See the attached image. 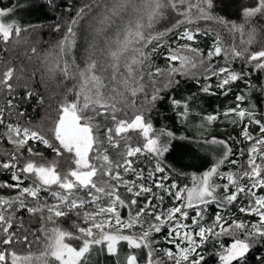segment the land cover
<instances>
[{"label": "snow or ice", "instance_id": "6c2138e0", "mask_svg": "<svg viewBox=\"0 0 264 264\" xmlns=\"http://www.w3.org/2000/svg\"><path fill=\"white\" fill-rule=\"evenodd\" d=\"M99 9V11H97ZM212 0H92L90 4L81 7L76 17L69 25L67 33L59 44L57 51L52 54V62L48 66V72L52 78L63 76L65 81L75 80L72 87L67 89L63 100L54 109L50 117V127L47 133L30 127H21L19 123H7L3 136L13 145L9 159L0 161V168L11 170V179L14 183L3 186L14 188L17 194L5 198L0 196V243L11 245L16 239V234L10 232L15 223L14 217L19 209H25L29 214L40 213L42 221L37 241L43 239L42 250L27 254H18L14 249L5 248L0 251V264H92L91 255L95 246H107L110 255L119 256L117 245L120 241L127 242L129 249H148L146 264H164V261L154 258V241L152 233H159L161 228L168 226L169 232L166 240L173 248H165L163 252L171 264H205L206 255L201 249L209 239L220 235L235 236L236 232L243 235V239L234 238L231 245H220L219 251L214 255L218 258V264H233V261L243 260L246 253L256 240L264 239V195H257L254 189L264 188V121L256 118L255 106L242 107L245 101L244 94H238L235 108L225 109V117L235 116L239 121L247 118L248 123L243 124L242 135L250 142L247 150V167L238 172H221L220 167L231 156L232 149L226 141L213 137L206 143L220 144L224 147L223 156L218 158L212 166L200 175L192 176L191 186L180 187L175 181L166 185L170 179L166 173V166L162 158L169 152V143L164 136L172 137L171 132H162L160 135L153 133V126L144 116V108L137 107L138 93H144L142 104L153 103L158 98L159 88L155 76L163 75L161 69L148 72L150 83L153 86L151 99L145 91L144 66L148 62L147 47L166 33L159 32L156 35V25L171 20V14L175 13L181 19H177L171 28L166 31L184 27L180 33V39L194 41L198 34L207 35L212 29H192L191 25L196 21H215L224 25L230 33L239 34V46L233 43L230 47H222L219 34L213 46L209 49L207 60L208 67L204 68L205 79L210 77L207 73L218 78L217 87L225 89L232 82L244 79L245 84L251 87L245 79L250 73H238L232 70L227 63L230 60L244 57L248 64L254 65V71H264V47L258 51H250V47L259 42L258 37L264 32V26L253 23L254 18L264 17V0H257L254 7L242 9L243 22L226 21L222 17L214 16ZM12 9H0V42L5 45L15 37L20 38L22 28L16 21L6 22L3 18ZM95 12V15L93 13ZM91 16L89 22L91 40L84 49L83 67L77 62V32L75 26L81 20ZM36 51L35 48L32 49ZM223 54L225 66L214 68L210 61L213 56ZM169 67L167 70L168 84L174 81L175 74L188 75L194 69L203 67L205 60L199 48L189 43L171 49L168 56ZM173 62H178V65ZM15 69L8 67L0 73V92L11 93L13 86L10 81ZM211 85L202 88L209 92ZM230 90V89H229ZM264 90V89H262ZM227 94V92H225ZM30 98L33 93L29 92ZM43 103V99L40 100ZM179 101H173L179 105ZM122 106V107H121ZM16 106L10 98L7 101L9 115ZM187 115L188 105L185 102ZM128 109L134 110V115L128 118ZM5 108H0V125L5 123ZM123 113L125 118H118V113ZM20 116L25 113L20 112ZM219 114H210L205 117L209 123L218 119ZM110 117L112 126L107 127L104 133L107 143L119 149L123 144V163L113 162L107 154H101L99 149L103 147V141L96 134L101 125L96 123V118ZM237 119L232 120L236 123ZM255 124L259 127V133L253 135L248 131L249 126ZM139 132L144 143L133 146L126 142L127 133ZM37 142L52 149L55 153L53 160L48 161L42 153L36 152L29 142ZM187 148V146H185ZM27 149L25 157L23 150ZM176 146H172L175 151ZM191 151V149H187ZM95 151L96 155L90 156ZM149 153L156 160L155 166L148 172V178L152 180L157 189L174 195L178 203L164 211H156L157 205L152 203L153 198L163 200L157 193H152V188L144 183L127 181L121 175V169L125 174L132 172L137 180L145 179L143 171L137 172L133 168L132 157L143 153ZM65 154H68L65 156ZM64 157L69 165L68 170H59V158ZM24 163L20 166V161ZM233 165L237 164L232 160ZM74 165V166H73ZM159 179H156V175ZM25 178H33V182L22 187ZM96 177H107L98 182ZM226 179L227 183L221 185L215 183L214 178ZM242 178H247L250 185L240 183ZM123 184L129 193L134 194L130 205H126L121 199L118 188ZM53 186H56L53 190ZM223 187L225 195L218 198L217 190ZM235 188V191H230ZM84 190L87 199L77 193ZM47 192L54 200L48 204L41 199V193ZM249 196V204L242 207L241 212L254 214L259 219L256 223L246 224L243 221L233 219L231 224L225 226L224 217L217 213L212 225L201 224L203 209L209 203L216 202L218 207L231 204L237 199L239 193ZM145 193H152L143 207L130 215L127 222L122 221L117 206L136 205L135 197ZM34 202V206L29 199ZM91 206V207H89ZM189 208L196 209V215L192 217V225L182 223L188 218ZM47 212V216L43 215ZM75 213L83 218L87 225L81 226L73 223V228L79 235H75L59 224V218ZM154 217L147 228H144L142 217L146 214ZM113 220L115 223L113 224ZM141 226L139 233L124 234L125 229H132L135 225ZM51 225V226H50ZM217 228L219 229L217 231ZM199 238V239H197ZM27 242V237H24ZM70 240L81 241L78 247H74ZM118 264H138V257L129 252Z\"/></svg>", "mask_w": 264, "mask_h": 264}, {"label": "trees", "instance_id": "16d2710c", "mask_svg": "<svg viewBox=\"0 0 264 264\" xmlns=\"http://www.w3.org/2000/svg\"><path fill=\"white\" fill-rule=\"evenodd\" d=\"M19 1L0 0V9L13 10ZM24 1L29 2V6L22 16H18L14 20H10L8 15L3 18L6 22L16 21L22 28H26L27 31H22L19 39L13 37L6 45L0 42V73L8 67L15 69L13 78L10 81L13 91L11 93L7 91L0 92V108L6 109L4 112L5 123L0 125V161L9 159L8 154L13 151V145L3 136L7 123H19L21 127H30L47 133L50 127L49 118L53 116L54 109L63 100L67 89L75 83V80L65 81L61 75H57L55 78L50 76L48 66L52 62V54L57 51V45L64 39L68 27L76 17L78 10L92 2V0ZM256 3L257 0H212L211 11L214 16L239 24L243 22L242 9L244 7H254ZM93 15H95V12ZM177 19H181V17L172 13L170 21L166 17L165 21L155 26L156 31L152 33L153 35L159 32H165L166 34L153 41L146 49L148 62L144 66V84L150 100L153 86L147 73L155 72L157 68L161 69L163 75L152 78L157 81V87L159 88L158 98L153 103L142 104L145 99L144 93H138L136 106L144 108L145 119L151 122L153 133L160 135L162 132H171L173 134L172 137H163L165 142L169 143V152L165 153L162 158L163 164L166 166V173L170 176V179L165 181V184L168 185L169 182L175 181L179 186H182L183 184H190L193 175H200L203 171L209 169L218 158L223 156V145L206 143L213 137L226 141L232 149L231 156L220 167L221 172H238L241 168L247 167V150L250 142L244 138L242 132L243 124H247L248 120L245 118L241 122L235 116L225 117L223 113L225 109L235 108L238 103H241L236 101V96L244 94L246 99L241 103V106L245 108L255 106L256 118L264 121V90H262L264 89V71H254V65L248 64L244 57L230 60L227 63L235 72L250 73L245 79L249 81L251 87L245 84L244 79L232 82L225 89L217 87L218 79H216V76L211 75V72L207 73L210 78L205 79L204 68H207L209 64L207 60L208 51L212 48L217 33L222 41L221 46L225 48L230 47L233 43L239 46V34H235L234 39L233 34L224 25L215 21L199 20L191 25L192 29L199 27L201 29H212V31L207 35L202 32L197 35L194 41L189 42L179 38L184 27H188V25L172 31H166L172 27V24ZM91 20V16L81 20L74 29L77 32V62L81 67H83L84 49L87 47V42L91 40V29L87 27ZM253 23L264 26V17L254 18ZM258 39L259 42L252 45L250 51H258L261 47H264V32H261ZM185 43H189L201 50L205 60L204 66L194 69L188 75L175 74L172 77L174 82L165 86L168 84L169 79L167 75L169 60L166 57L171 49L178 48ZM33 48L36 49L35 52L32 51ZM173 63L178 65V62ZM210 63L214 68L225 66V57L223 54L213 56ZM207 85H211L209 92L202 91V88ZM29 92L33 93L30 98L27 95ZM10 98L16 106L12 110L11 115H9L7 110V101ZM41 99H43L42 104L40 103ZM174 100L179 101V105H174ZM185 102L188 105L187 115H180L185 112ZM20 112L25 113V115L20 116ZM210 114H219L218 119L211 123L207 122L205 117ZM133 115L134 110L128 109V118L130 119ZM118 118H125L124 114L122 112L118 113ZM234 119H237L236 123H232ZM95 122L101 125L100 130L96 133L103 141V147L99 149L100 153L107 154L113 162L123 163V144L119 149L112 148L107 143L104 135L107 127L112 126L110 117L106 119L104 116H100L96 118ZM248 131L256 135L259 133V127L251 124ZM126 142L133 146L142 145L144 139L139 132L131 131L127 133ZM173 145L176 146L175 151L172 150ZM29 146H32L36 152L42 153L48 161L53 160L55 157L52 149L45 147L43 144L30 141ZM187 149H191V151ZM23 154L25 157L28 156L26 148L23 150ZM67 155L65 154V156ZM95 155V151L90 153V156L94 157ZM131 159L135 169L146 173L152 170L156 163L153 156L146 152ZM232 160L238 161V164L233 165L231 163ZM23 163L22 159L20 166ZM68 167L69 165L65 163L64 157H60L59 170L65 172ZM22 178L25 180L23 185H29L33 182V178H25L23 176ZM95 179L100 182L102 179H107V177H96ZM214 181L217 183L216 177ZM5 182L14 183L11 179V170L0 168V196L5 198L15 196L17 190L3 186ZM140 182L147 186H152L148 180L144 179ZM55 188L56 186H53V190ZM152 189L157 188L152 187ZM256 193L264 195V188L256 189ZM77 194L87 199L86 191L80 190ZM47 195V192H42L41 199L47 200L48 204L54 203L53 198ZM160 195L163 197L161 201L163 206H168L172 203L173 197L171 195H166L161 190ZM217 195L220 199L224 197L222 187L217 190ZM28 199L34 206L31 198ZM145 200L146 196L139 200L137 203L138 209ZM124 201L128 202L130 198L128 197ZM248 202V195L241 192L235 201L231 204H225L222 210L218 209L216 202L210 203L208 209L204 212L203 221L208 225H212L215 215L220 213L226 222L225 226L231 224L233 219L243 221L249 225L256 223L259 219L258 217L238 210L240 205L247 207ZM40 215V213L29 214L25 209H19L14 217L15 223L10 229V232L16 234V239L11 245L0 243V251L9 248L14 249L18 254H27L29 251L36 253L42 250L43 239L37 241V235L42 236L39 232L42 224ZM43 215L46 217L47 212L45 211ZM226 216L228 217L225 219ZM82 220V216L78 217L75 213H70L66 217L59 218V224L61 227L72 231L75 235H79L73 228V223L81 225ZM133 232L139 233L140 230L125 233L131 234ZM166 234L167 228L162 227L159 233H152L151 239L154 241L153 248L156 249L154 257L164 261V264H171L163 252L158 249V247L164 248V246H167L163 240ZM25 236L27 237V242L24 240ZM234 238L243 239L244 237L240 232H236L235 236L220 235L209 239L201 249L206 255L205 264H218V258L214 253L219 251L220 245L225 247L231 245ZM69 242L75 247H78L81 243L79 240H70ZM118 251L119 256L110 255L105 244L95 246L91 255L92 264H118V260L129 252L137 255L138 264H146L148 259V249H129L125 241L119 242ZM233 264H264V239L254 241L243 260L233 261Z\"/></svg>", "mask_w": 264, "mask_h": 264}, {"label": "rangeland", "instance_id": "374dc122", "mask_svg": "<svg viewBox=\"0 0 264 264\" xmlns=\"http://www.w3.org/2000/svg\"><path fill=\"white\" fill-rule=\"evenodd\" d=\"M28 6H29V2H26V1H24V0H20L19 2H18V5L10 12V13H8L7 15H8V17L10 18V20H14V19H16V17L18 18V16H22L23 14H24V12L26 11V9H28ZM87 27H89V26H87ZM90 28V27H89ZM179 37H180V35H179ZM181 40H184V39H181ZM216 79H218L217 77H216ZM237 106V105H236ZM244 130V129H243ZM134 146H136V145H134ZM90 155V154H89ZM142 155V154H141ZM248 155V154H247ZM248 160V159H247ZM237 164H238V161H237ZM134 168V167H133ZM135 169V168H134ZM137 172H139V171H141V170H138V169H135ZM149 172V171H148ZM143 174H144V177H145V180H148V182L149 183H151V185L152 186H149V187H154V188H156L155 187V184L152 182V180L151 179H149L148 178V173H146V172H143ZM121 175L123 176V178L125 179V180H127V181H135L137 184H140L141 182V180H137V177H136V175L134 174V173H132V172H129V173H127V174H125L124 172H123V170L121 169ZM159 175L160 174H157L156 175V179H159ZM95 179V178H94ZM216 179H217V183L218 184H221V185H223V184H225V183H227V180L226 179H221L220 177H216ZM22 180H23V182H25V180L22 178ZM172 182H169V184H171ZM240 183L241 184H243V185H246V186H248V185H250V181L247 179V178H242L241 180H240ZM31 184V183H30ZM191 184H192V181H191V183L190 184H183L182 186H180V187H184L185 185H188V186H191ZM23 185V184H22ZM24 186H28L27 184H25V185H23L22 187H24ZM147 186V185H146ZM222 190H223V193H224V195H225V192H224V189H223V187H222ZM230 191H235V188H230ZM253 191H255L256 192V189H254ZM118 192H119V195H120V197H121V199H123V200H127V198L129 197L130 198V201H128V202H125V204L126 205H130V203H131V201H132V199L134 198V194L133 193H129L128 191H127V188L123 185V184H121L120 186H119V188H118ZM164 192V191H163ZM152 193H157L158 194V196H160V197H162L161 195H160V189H152ZM152 193H145V194H143V195H141V196H137V197H135V199L137 200V203L139 202V200H141L144 196H146V200L145 201H143L142 202V205H140L141 207H143L144 206V204L146 203V201L148 200V197L150 196V195H152ZM243 193V192H242ZM165 194L166 195H170L169 193H167V192H165ZM244 194V193H243ZM257 194V193H256ZM258 195V194H257ZM48 197H51V196H49V195H47ZM172 197H173V201H172V203L170 204V205H168V206H163L162 205V202H161V200H159V199H157V198H153V201H152V203L154 204V205H157V208H156V211H164V210H167L168 208H170V207H172V206H174L175 204H178V203H182V201L181 202H177V201H175L174 200V195H171ZM248 198H249V196H248ZM137 203H136V205H132V206H130V207H127V206H124V207H122V206H117V210H118V212H119V214H120V218H121V220L122 221H125V222H127V220L129 219V216L130 215H132V216H135V214H136V212H138L139 211V209L141 208V207H139V209H138V205H137ZM249 203V202H248ZM210 204V203H209ZM208 204V205H209ZM208 205L206 206V207H204V209H203V217H204V212H205V210H207L208 209ZM89 207H91V206H89ZM223 207H225V206H222V207H218V209L219 210H222L223 209ZM242 207H244V206H242V205H240L239 207H238V210L240 211V209L242 208ZM187 211H188V218L187 219H185V220H183L182 221V223H184V224H187V225H192V217H194L195 215H196V209L195 208H189V209H187ZM192 212H193V214H192ZM241 212V211H240ZM243 213H245V212H243ZM248 214V213H247ZM217 215V214H216ZM216 215H215V217H214V220H215V218H216ZM254 215V214H253ZM256 216V215H255ZM150 216H148L147 215V213L146 214H144V216L142 217V219H143V221L145 222L144 223V228H147V226H148V223H151L153 220H154V217H150ZM228 216H226L225 217V219L227 218ZM257 217V216H256ZM213 220V221H214ZM83 222L81 223V225L82 226H87L85 223H84V220H82ZM115 223V221L113 220V224ZM201 224H203V225H205V226H209L208 224H206L203 220L201 221ZM165 228H167V234H166V236H165V238H163V240H164V242H166V244H167V246H164V248H162V247H158V249L159 250H161V249H165V248H173V250H175L174 249V246L173 245H171V244H169L168 242H167V240H166V237L168 236V232H169V228H168V226L166 225V226H164ZM137 230H142L141 229V226L139 225V224H137V225H135L132 229H125L124 230V234H126L125 232H128V231H137ZM219 229L217 228V231H218ZM197 239H199V238H197ZM69 242V241H68ZM75 247V246H74ZM105 247H106V249H107V246H106V244H105ZM117 247H118V245H117ZM202 251V250H201ZM162 252V251H161ZM135 254V253H134ZM155 258V257H154Z\"/></svg>", "mask_w": 264, "mask_h": 264}]
</instances>
